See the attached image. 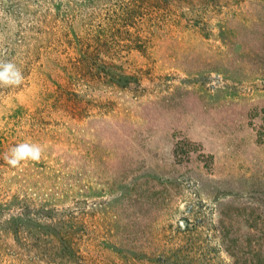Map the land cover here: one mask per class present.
Segmentation results:
<instances>
[{"label":"rangeland","instance_id":"374dc122","mask_svg":"<svg viewBox=\"0 0 264 264\" xmlns=\"http://www.w3.org/2000/svg\"><path fill=\"white\" fill-rule=\"evenodd\" d=\"M217 4L0 0L24 76L0 87L1 220L54 209L63 264H264V4ZM22 142L41 159L12 168Z\"/></svg>","mask_w":264,"mask_h":264},{"label":"trees","instance_id":"16d2710c","mask_svg":"<svg viewBox=\"0 0 264 264\" xmlns=\"http://www.w3.org/2000/svg\"><path fill=\"white\" fill-rule=\"evenodd\" d=\"M219 0H200V5L203 7H210L218 5ZM232 2V0H227ZM264 4V0H258ZM191 4L190 2H187ZM195 5V4H194ZM194 5L188 6V9H192ZM206 12L207 10H200ZM31 31V28H28ZM21 41V40H20ZM13 43V42H12ZM9 45L7 48L8 53L14 51V46ZM110 79L117 84H126L129 82L130 77L126 75L110 74L111 72H104ZM16 201H19L15 199ZM8 204V203H7ZM11 204V203H9ZM20 208V212L17 214H9V217L5 220H1L0 217V234L11 233L16 242L17 250L13 254V259L3 260L0 258V264H34V259H40L42 257H51L56 255L61 260L59 264L64 263L66 257L76 256V252L71 247V234L67 229L69 222L59 220L56 222L47 223L39 215L40 212L46 214V218L51 217L54 209L44 208H29L24 203H14ZM23 205V206H21ZM6 206H2L1 210ZM2 252L0 251V255ZM43 259V258H42Z\"/></svg>","mask_w":264,"mask_h":264},{"label":"clouds","instance_id":"9594fccd","mask_svg":"<svg viewBox=\"0 0 264 264\" xmlns=\"http://www.w3.org/2000/svg\"><path fill=\"white\" fill-rule=\"evenodd\" d=\"M24 80L22 70L10 61L0 60V87L19 86ZM43 153V146L38 143L22 142L3 154L5 163L12 168L29 161L38 162Z\"/></svg>","mask_w":264,"mask_h":264}]
</instances>
